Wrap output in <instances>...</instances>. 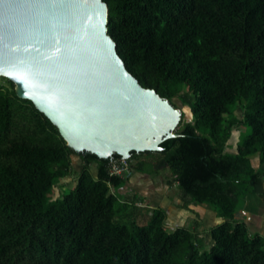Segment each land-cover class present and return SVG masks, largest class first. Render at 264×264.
I'll list each match as a JSON object with an SVG mask.
<instances>
[{"label":"trees","instance_id":"obj_1","mask_svg":"<svg viewBox=\"0 0 264 264\" xmlns=\"http://www.w3.org/2000/svg\"><path fill=\"white\" fill-rule=\"evenodd\" d=\"M104 1L126 68L173 105L187 103L193 119L160 150H132L128 174L113 172L119 154L73 150L1 76L8 84L0 83V264H264V236L236 217L253 180L264 178L252 162L264 163V0ZM15 108L30 111L35 131L6 135ZM243 124L250 129L236 150H225ZM162 167L185 206L205 203L223 218L207 228L210 244L198 218L169 227L164 207L138 204L128 185L120 191L130 173ZM74 173V186L55 194Z\"/></svg>","mask_w":264,"mask_h":264},{"label":"water","instance_id":"obj_2","mask_svg":"<svg viewBox=\"0 0 264 264\" xmlns=\"http://www.w3.org/2000/svg\"><path fill=\"white\" fill-rule=\"evenodd\" d=\"M104 0H0V75L75 151L160 150L182 110L126 68Z\"/></svg>","mask_w":264,"mask_h":264},{"label":"rangeland","instance_id":"obj_3","mask_svg":"<svg viewBox=\"0 0 264 264\" xmlns=\"http://www.w3.org/2000/svg\"><path fill=\"white\" fill-rule=\"evenodd\" d=\"M0 83L3 85H7L8 82L5 78L1 77L0 75ZM14 84V83H13ZM173 100L179 105V108L182 110L181 114V120L177 124L178 126H181L183 121L185 120H192L193 115L190 110V107L187 103L180 104L178 99L173 98ZM22 109L15 108L14 110V116L12 122L9 124V129L6 132V135L8 137H15L19 136L21 134H27L30 132L35 131L34 130V119H32V114L27 109L26 111H21ZM21 111V112H20ZM24 113H27L24 115ZM234 113L240 117L241 116V110L239 107L235 108ZM228 117V115H225ZM176 126V127H178ZM250 129L249 126L243 124L238 129L232 128L231 134L227 139V145L225 147V150L227 151H235L236 150V142L238 139H240L244 133H247ZM2 134V133H1ZM5 132H3V135ZM6 140L1 139L0 140V146H5ZM71 161L72 166L79 170L81 167V159L76 154H71ZM252 162L254 166H257L259 164L258 156L252 157ZM264 166V163L261 164ZM90 170L95 174L96 168L94 162L90 164ZM263 168V167H261ZM264 169V168H263ZM168 172V169L165 167L157 169L154 173H143L134 171L130 173L129 179L127 181L126 186L122 187L120 191H122L123 194L128 192H123L126 190L127 185L128 189L131 190L130 193L135 192L137 195H139L141 198L136 199V202L138 204H145L149 203V205L153 207L162 206L165 208V222L170 225H187L190 227V225L193 224L194 218H198L200 221V224H198V228L203 231V234H206V241L210 244L211 237H210V231L207 230L206 226L208 224H212L215 220L213 214L210 212L209 206L205 203H193L190 202L186 206L183 203L184 200H182L180 197H178L177 193L180 192L178 186L176 184H173L171 186H167L165 184V174ZM264 172V171H263ZM73 180L68 184H64L62 182H65L69 180L71 177L67 176L65 178L60 179V183L55 187V194L63 193L67 191L70 187L74 186L76 181V173L73 174ZM261 180V177H256L254 181L252 182L256 185L257 182ZM259 187V188H258ZM254 187L251 190L252 193L255 191H258L259 193H263L264 189H260L261 187L258 186ZM121 193V194H122ZM261 197V196H260ZM259 204L254 203V206L257 207L260 205L264 206L263 197L259 199ZM252 207V203H249ZM244 209L239 210V212H244ZM242 214H237V217L239 219L242 218ZM207 230V231H206ZM23 263V262H21Z\"/></svg>","mask_w":264,"mask_h":264},{"label":"crops","instance_id":"obj_4","mask_svg":"<svg viewBox=\"0 0 264 264\" xmlns=\"http://www.w3.org/2000/svg\"><path fill=\"white\" fill-rule=\"evenodd\" d=\"M261 167L264 168L263 165H261ZM260 177H261V180L259 182H257L256 185L253 183L252 189L254 187V190H255V187H258V186L261 187L260 189H264V178L262 176H260ZM262 197H263L262 202L264 203V191H263V193H259L258 191H255L254 193H252V192L247 193V195L245 196L244 202L242 203V205L237 210L236 217H237V214L239 215V214L243 213L244 215H242L241 219H243V221L247 224L248 229L251 232L255 231V232H258L264 236V206H262V205H260V207L259 206L257 207V205H256V207L254 206V203H256V202H257V204H259L258 203V202H260L259 199H261ZM252 202H253V204L251 207V205L249 203H252ZM209 209H210V212L213 214L216 221H214L212 224H208L206 226L207 228L213 224L220 222L223 219L221 216H218L216 214L215 210H213L210 207H209ZM241 209H244L243 210L244 212H239V210H241ZM202 234H203V231H202ZM204 235L206 237V234H203V236ZM209 241H210V239H209Z\"/></svg>","mask_w":264,"mask_h":264},{"label":"built area","instance_id":"obj_5","mask_svg":"<svg viewBox=\"0 0 264 264\" xmlns=\"http://www.w3.org/2000/svg\"><path fill=\"white\" fill-rule=\"evenodd\" d=\"M127 158L119 157L116 159H111V170L113 172L124 171L126 174L129 173V164L126 160Z\"/></svg>","mask_w":264,"mask_h":264}]
</instances>
